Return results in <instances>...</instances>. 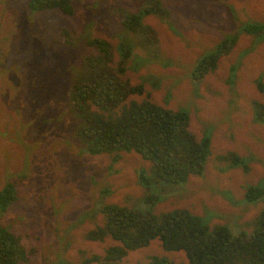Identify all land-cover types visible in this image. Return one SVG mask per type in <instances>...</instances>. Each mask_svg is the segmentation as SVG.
<instances>
[{
	"label": "rangeland",
	"instance_id": "374dc122",
	"mask_svg": "<svg viewBox=\"0 0 264 264\" xmlns=\"http://www.w3.org/2000/svg\"><path fill=\"white\" fill-rule=\"evenodd\" d=\"M144 1L70 0L74 13L68 17L58 10L32 12L28 0H0V191L9 184L16 194L0 213V224L20 238L28 256L21 264H84L116 246L109 237L87 238L103 225L95 213L100 203L140 215L185 209L232 233L254 227L262 205L245 204L243 198L245 186L264 178V125L253 121L254 104H264L256 87L257 80L264 86V32L244 34L241 25H264V0H160L168 24L152 15L143 19L155 33L158 60H136L141 71L123 79L128 76L135 86L150 74L159 87L146 82L144 93L130 100L185 109L189 130L197 138L209 133L211 155L201 177L159 196L138 183V171L150 163L137 154H122L112 165L107 155L83 152L75 135L80 118L66 94L93 77L85 58L96 51L85 40L101 38L115 46L117 34L133 36L121 31L122 16L137 13ZM227 37L237 38L229 54L193 84L189 74L195 63ZM113 54L119 61L116 48ZM230 153L245 158L249 170L229 168ZM147 197L156 200L150 204ZM152 256L188 264L183 252L165 251L157 240L129 252L121 264H148Z\"/></svg>",
	"mask_w": 264,
	"mask_h": 264
},
{
	"label": "trees",
	"instance_id": "16d2710c",
	"mask_svg": "<svg viewBox=\"0 0 264 264\" xmlns=\"http://www.w3.org/2000/svg\"><path fill=\"white\" fill-rule=\"evenodd\" d=\"M28 7L32 12L58 10L68 17L74 13L70 0H28ZM149 15L168 24V12L160 0H145L137 13H123L121 31L129 30L133 36L117 34L115 46L105 39L86 38L87 46L96 51V55L85 58V65L93 71V77L88 83L74 85L66 99L80 118L75 135L83 145V152L91 156L107 155L112 165L122 154H137L150 163L148 170L138 171V183L146 192L160 196L166 188L172 189L185 184L190 177L203 175L211 155V139L208 132L197 138L189 130V114L185 109L164 108L147 99L130 100L144 93L146 82L159 87L158 77L150 74L135 86L129 83L128 76L123 79L127 73L141 71L136 60L142 57L149 59L145 62L158 60L153 53L157 43L155 33L142 23ZM260 31L264 32V25H241L244 34L255 35ZM59 32L62 42L70 45L64 32ZM236 40V37L221 40L214 52L195 63L189 74L193 84L197 85L215 71L219 60L229 54ZM114 48L119 54L117 62L114 61ZM164 63L162 61L161 66L168 67ZM256 87L264 93L261 80H257ZM253 121L264 125V104H254ZM218 160L221 161L222 156ZM225 160L229 161V168L249 170L247 160L236 154L230 153ZM147 198L150 204L156 200ZM15 201V190L8 184L0 191V213L6 212ZM243 202L262 205L250 233L243 230L232 233L221 225L211 227L204 218L185 209L161 215H140L126 207L100 203L95 213L102 216L103 225L90 231L87 238L102 241L109 237L117 245L107 248L101 256L85 259L84 264H121L129 252L145 248L154 240L159 241L165 251L183 252L188 264H264V178L255 185L245 186ZM27 259L20 238L0 224V264H21ZM148 264L180 263L152 256Z\"/></svg>",
	"mask_w": 264,
	"mask_h": 264
}]
</instances>
